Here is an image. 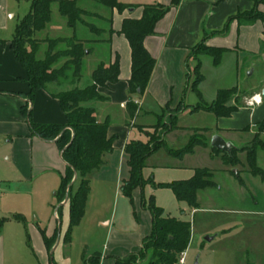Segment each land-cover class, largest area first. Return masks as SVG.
<instances>
[{
    "label": "crops",
    "instance_id": "obj_1",
    "mask_svg": "<svg viewBox=\"0 0 264 264\" xmlns=\"http://www.w3.org/2000/svg\"><path fill=\"white\" fill-rule=\"evenodd\" d=\"M16 1L0 0V215L11 216L12 218L9 217L8 222H21L25 226L27 225V218L34 217V223H31V234L27 230L28 243L31 244L33 239V245H31L39 255L41 254L45 263L48 259L50 261L47 264H56V262H52L53 257L64 240L66 233L64 234L63 230L67 224L68 228L70 225V200L68 196L62 199L60 195L61 177L67 168V162L63 159L57 140L45 139L35 134L30 123L31 121L39 124L66 123V113L59 98L54 95L60 91L76 87L82 89L92 84L93 71L102 63L107 65L112 63L116 54H119V80L99 88L104 99L90 100L85 103L95 109L98 121H109L108 137L113 138V149L105 153L103 164L88 175V177L90 175L92 177L91 181L89 179L90 192L85 212L80 222L72 227L70 240L72 243V239L78 231H88L92 222L108 228L105 233L103 251L98 250L95 253L101 254V264H114L115 257H123L129 253L138 252L142 248L145 238L152 232L151 211L143 212V217L138 211L139 218L135 213L137 225L130 232L116 226V222L113 221L114 218L107 214L108 205L112 198L115 200L121 197L128 198L121 189L123 182L129 177L130 170L125 145L132 140L147 141L148 136L145 140L131 137H134L135 134L141 136L142 132L139 126L146 127L147 130L154 129L158 111L161 109L164 111L166 108V110L172 111L177 110L183 104L195 105L199 102L198 96L191 89L192 74L188 70V58L191 49L200 42L205 41L207 45L225 48L227 49L226 54H233L230 57L233 64L232 81L237 80V78L241 80L242 75H247L246 72L250 69H253L254 72L260 66H264V22L258 20L253 23H241L237 19H232L226 28L231 17L255 8V3L252 0H182L178 6L172 7L157 23L155 32L145 38L144 44L155 57L156 64L144 94L131 95L129 79L132 74V50L129 40L120 30L125 18H141L143 7L139 6L132 10L127 8L120 12L117 9L104 6L97 0H95L96 5L91 0H80L79 5L102 17H95L100 22L96 26L102 31L100 34L102 41L87 44L91 51L83 58L82 75L79 79L73 80L72 78V80L66 81V84L65 82L62 84L50 83L46 89L38 90L34 98L30 99L27 95L30 91L27 70L17 61L10 47L13 36L12 38L6 36L8 35L6 31H9L12 26L10 20L14 14H11V11L15 9L14 3ZM120 1L139 5L146 3L169 5L172 0ZM258 8L264 11V4H260ZM58 22L54 24L51 17L47 26L37 32V38L46 39L76 35L83 39H93L92 32L87 31V29H91L86 25H77L75 29L71 28L67 25L66 17ZM50 24L52 25L50 26ZM65 28L69 30L66 31ZM61 30L64 34L58 35L57 32ZM51 33H53V37L50 36ZM228 58H225V64L229 62ZM87 63L90 80L80 85L84 79ZM202 73L203 80L200 88L205 91L206 80L209 77L205 72L204 64L202 65ZM253 88H257V86ZM131 103L138 107L134 116H131L129 112V104ZM23 106H26L30 112V118L23 113ZM187 114L193 113L190 112V108H183L179 113L178 126L164 136L166 143L169 133L185 131L189 128L183 120ZM212 114L215 116V124L210 132L208 127L194 128L195 133L205 134L207 138L204 140L206 145H197L196 148H210L211 156L220 158L222 162L220 171L230 178H234L240 190H245L250 184H255L264 196V180L253 175L248 169L247 149L238 152L240 162L236 167L224 163V151L211 146V138L216 133L231 141L235 147L250 144L255 125L262 126L263 135L264 98L255 105L239 106L237 111L228 116ZM263 150L264 147L258 146L256 152L257 164L262 169L264 166L259 154ZM159 151L147 158L144 170L147 168L152 170L157 167L176 170L185 167L183 158L175 159L167 151L166 154L172 158V161L161 162L156 160ZM197 168L202 167H195L193 169L194 174ZM208 169L212 170L214 176V169ZM238 169H241L240 174H237ZM96 170L98 171L94 173ZM78 177H75L73 184L78 180ZM119 179L122 182L120 184ZM161 183H167V181ZM73 184L72 194L77 191H73ZM137 190L138 188L134 190L133 201ZM250 194H252L250 196L253 202L259 206L258 196L254 195L252 191ZM241 196L242 192L238 196L239 199ZM250 196H244L242 200L246 201ZM199 200L198 191V202ZM133 201L131 202L133 203ZM51 208L53 210L50 214ZM199 208L200 205L193 210ZM42 209H47V212L45 211L48 215L45 218L47 220L42 219L45 217H43ZM15 215L23 217V220H15L13 218ZM60 224L62 228H60ZM68 228L65 229L66 232ZM91 233L96 234L93 230ZM21 236L22 230L19 231L18 229L16 239L21 240ZM45 237L56 239L51 249L48 248ZM7 239L10 238L0 231V264H4L6 243L10 245L14 243V240L7 241ZM64 244L67 242L64 241ZM66 255L67 257L61 253L57 264H73L70 254Z\"/></svg>",
    "mask_w": 264,
    "mask_h": 264
},
{
    "label": "trees",
    "instance_id": "obj_2",
    "mask_svg": "<svg viewBox=\"0 0 264 264\" xmlns=\"http://www.w3.org/2000/svg\"><path fill=\"white\" fill-rule=\"evenodd\" d=\"M80 0H30V10L26 16L17 24L10 47L19 63L25 67L28 74L30 91L27 94L30 99L40 89H46L50 83H64L69 80L79 79L82 75L83 58L91 49L88 43L102 41L101 29L89 18H102L95 13L79 5ZM104 6L117 9L120 12L127 8L143 7L141 18L127 17L124 19L120 30L130 42L132 50V74L129 79L130 94L142 95L147 89L153 69L156 64L155 57L150 53L144 44L145 38L153 34L157 23L169 12L178 6L182 0H172L169 5L162 3L134 4L125 3L120 0H97ZM255 8L249 12L239 13L229 19L228 28L232 19L239 22L253 23L258 20L264 22V11L258 7L264 4V0H252ZM58 3L61 15L66 17L67 25L76 28L79 23L88 26L93 33L97 34L96 39H83L78 36L39 39L36 34L43 30L51 21L52 4ZM225 28V29H226ZM48 44L42 57L38 56L42 44ZM264 49V42H263ZM227 49L207 45L205 41L193 47L189 53V58L194 57L196 64L193 72L194 80L191 89L195 91L199 102L195 105H182L177 110L164 113L156 123L154 131H146L148 140H132L125 145V152L128 156L129 177L122 184V192L131 201L136 188L142 187L145 183L143 178V168L146 160L155 152L164 148L170 155L182 158L187 153H192L197 145H206V141L199 138L198 133H194L190 142L183 148H170L164 138L165 134L178 125L179 113L183 108H190V112L207 111L217 116H228L238 110V106L227 105L233 98L234 89H221L218 91L214 102L208 104L199 88L203 80L201 71V61L198 56L205 52H216L215 62L221 58V54ZM120 56L116 54L115 60L110 63L100 64L92 73L93 83L85 88H73L60 91L55 94L61 102L67 117L66 123L39 124L31 121L33 132L45 139H56L63 159L67 162V168L61 177L60 195L64 199L66 196L70 200V225L64 236V241L71 240L70 232L73 226L82 219L88 195L90 192V181L88 175L94 169L100 167L104 162L105 153L113 149V138L108 137L109 121H98L95 109L85 103L90 100L104 99L99 88L108 83L119 80ZM169 108V107H167ZM138 107L129 104V112L134 116ZM169 110V109H168ZM23 113L30 118V112L26 106L22 107ZM162 117V119H161ZM198 131V130H197ZM264 147V141L258 140L256 144L248 145L242 149L234 147L230 153L224 152L223 161L226 164L235 165L240 162L236 156L240 150H248V164L250 171L254 175L260 176L264 180V169L258 166L256 161L257 147ZM81 175L82 181L78 190L72 194L71 188L76 176ZM213 172L208 168H197L195 174L189 179L175 180L168 183H158L154 186L171 188L179 200L186 201L194 208L199 207L198 191L215 186ZM153 200V197H152ZM149 210L152 213V232L143 242L142 248L138 252L129 253L123 257H115L114 264H175L179 260V255L185 251L191 239V222L182 220L174 216H165L164 210L151 201ZM13 218L23 220V217L15 215ZM5 219L0 221V231ZM54 239L45 237V242L49 249L52 248ZM101 254L94 253L85 258L84 264H101Z\"/></svg>",
    "mask_w": 264,
    "mask_h": 264
},
{
    "label": "rangeland",
    "instance_id": "obj_3",
    "mask_svg": "<svg viewBox=\"0 0 264 264\" xmlns=\"http://www.w3.org/2000/svg\"><path fill=\"white\" fill-rule=\"evenodd\" d=\"M96 5L95 0H91ZM91 2V3H92ZM14 17L10 22L12 26L9 31H6V36L12 38L17 24L26 16L30 10V0H17L14 3ZM93 4V3H92ZM104 8V7H103ZM52 19L53 23L61 21L62 16L58 9V3L52 4ZM87 19L95 24L100 23L95 18ZM59 23V22H58ZM52 24H50L51 26ZM78 25H84L79 23ZM81 28V26H79ZM68 31V28H65ZM82 29V28H81ZM87 31H91L87 29ZM47 32V31H46ZM41 33V32H39ZM58 35H63V30L57 32ZM53 33H51V37ZM93 39H96L97 34H91ZM102 38V37H101ZM48 44H42L39 57H42ZM216 52H205L200 54L199 59L201 65L204 64L205 72L207 73L208 80H206V89L202 91L204 100L210 104L217 98L218 91L221 89H234L233 98L227 102L231 103L230 106H245L251 105L249 100L259 95L262 96V88H264V66L257 68L252 75L248 76L243 74L241 80L232 81V59L230 57L233 54H226V51L221 54V58L218 62H215ZM229 57L225 64V58ZM188 70L192 74V80H194L195 74L193 72L196 60L194 57L189 59ZM88 63L84 70V79L80 85L85 84L90 80L88 74ZM202 71V67H201ZM245 73V72H243ZM62 84V82H61ZM66 84V82H65ZM257 86V88H253ZM219 87V88H218ZM256 91V93H254ZM195 93V91L193 90ZM196 94V93H195ZM197 95V94H196ZM256 102L252 105H255ZM167 113L165 118L168 117L170 111L165 109ZM164 113L161 109L158 111L156 123L159 122L160 116ZM162 119V117H161ZM184 124L189 128L185 131L171 132L167 135V144L170 148L180 149L188 145L191 137L195 133L196 127H208L209 132L214 128L215 116L212 113L195 112L193 114H187L183 118ZM141 130V136L134 135L131 138H141L145 140L147 138L146 127L139 126ZM253 139L249 145L256 144L258 140L264 139L262 135L263 128L261 125H255L253 127ZM147 131H154V129H148ZM255 132V133H254ZM199 138L207 140L206 135L199 133ZM264 141V140H263ZM248 145L240 146L242 149ZM242 151V150H240ZM260 158L262 165L264 166V150L260 151ZM238 156V153H236ZM175 157V156H172ZM156 160L161 162L172 161V158L166 154V150L161 149L156 155ZM178 157H175V159ZM184 168L172 169L157 167L151 169L143 168V178L145 183L142 187H139L134 196L133 203L126 197L115 198L111 200L108 205L107 214L113 217V221L116 222V226L123 228L124 231L130 232L136 228V215L138 217V211L149 212V205L151 201H154L155 205L161 207L164 210L165 215L177 217L182 220H188L191 222V239L187 249L185 250V263H180L179 260L175 264H195L196 261L199 264H264V196L262 192L254 184H250L248 188L239 189L238 183L234 178L223 174L220 171L222 168V162L220 158L212 157L210 148H196L192 153H187L183 157ZM263 158V159H262ZM174 161V160H173ZM233 166L238 167V164ZM246 166V165H245ZM125 167L127 165L125 163ZM195 167H208L214 169L215 186L199 190L200 208L193 210L194 207L189 205L186 201L179 200L174 191L169 187L154 186V184L161 183L163 181L173 182L175 179L191 178L194 175ZM248 169L250 166L248 165ZM210 170V169H209ZM96 170L94 173H96ZM212 171V170H211ZM241 169H238L237 174H240ZM233 174H235L233 172ZM254 175V174H253ZM78 180L73 184V191L78 190L82 177L78 175ZM258 176V175H255ZM92 175L88 178L91 181ZM260 177V176H259ZM122 183L119 179V184ZM118 187H120L118 185ZM114 189V187H113ZM259 198V206H257L250 194V191ZM246 191V192H245ZM242 192L241 199L239 194ZM244 192V193H243ZM113 194V193H112ZM251 195V196H250ZM244 196H250L246 201L242 200ZM153 197V200H152ZM47 209H42L43 220L48 215ZM50 209V214L52 213ZM263 213H260V211ZM46 211V212H45ZM259 211V212H258ZM258 212V213H257ZM11 216L0 215V221L5 219L1 232L6 234L7 241L14 240L13 245L6 243V249L4 250V264H44L45 260L41 254L34 249L33 239L31 244L28 243L27 230L31 234V223H34V217L27 218V225L25 226L21 222L11 221L8 222V218ZM12 218V217H11ZM139 218V217H138ZM16 220V219H15ZM66 222V219H64ZM65 224V223H64ZM45 226V223H43ZM60 228H62L60 224ZM65 228V227H64ZM68 228V224L65 229ZM22 230L21 240L16 239L17 231ZM63 233H66V230ZM96 234L91 233V231ZM108 228L97 225L92 222L89 225V229L86 232H77L72 239V243L64 244V240L60 245L58 252L54 255L52 262H59L61 253L67 257L66 254H70V258L73 260V264H84L85 258L93 255L95 251H103L106 231ZM19 234V233H18ZM32 236V235H31ZM71 236V232H70ZM207 236H213L212 240H207ZM181 255V253H180ZM179 255V257H180ZM55 258V259H54ZM69 258V257H68ZM50 260H46L47 264Z\"/></svg>",
    "mask_w": 264,
    "mask_h": 264
},
{
    "label": "water",
    "instance_id": "obj_4",
    "mask_svg": "<svg viewBox=\"0 0 264 264\" xmlns=\"http://www.w3.org/2000/svg\"><path fill=\"white\" fill-rule=\"evenodd\" d=\"M133 8H131L132 10ZM253 72V69H250L248 71V75H251ZM262 96L264 97V88L262 89ZM211 146L215 147L217 149H220L224 152L230 153L232 149L235 147V145L231 142L226 140L222 135L216 133L212 136L211 138ZM214 237L213 236H207V240H212ZM195 264H199L198 261L195 262Z\"/></svg>",
    "mask_w": 264,
    "mask_h": 264
},
{
    "label": "built area",
    "instance_id": "obj_5",
    "mask_svg": "<svg viewBox=\"0 0 264 264\" xmlns=\"http://www.w3.org/2000/svg\"><path fill=\"white\" fill-rule=\"evenodd\" d=\"M259 101H261V97H259V95H256L254 97H252L250 100H249V103L252 105L254 104L255 102L258 103ZM185 251H183L179 257V262L180 263H185Z\"/></svg>",
    "mask_w": 264,
    "mask_h": 264
}]
</instances>
